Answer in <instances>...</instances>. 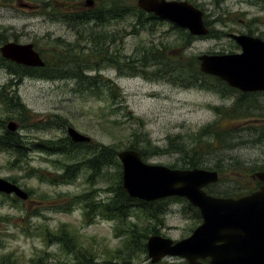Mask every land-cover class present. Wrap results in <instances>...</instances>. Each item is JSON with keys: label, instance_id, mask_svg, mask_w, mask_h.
<instances>
[{"label": "rangeland", "instance_id": "374dc122", "mask_svg": "<svg viewBox=\"0 0 264 264\" xmlns=\"http://www.w3.org/2000/svg\"><path fill=\"white\" fill-rule=\"evenodd\" d=\"M42 1L22 0L28 3V6L23 7L18 0H0V30L10 40L16 37L17 42H35L45 57L50 58L52 49L60 50L77 42V32L58 19V14L41 12ZM54 1L58 5L67 3V7H70L75 4L84 9L85 0ZM194 1L206 12L207 19L212 21L210 26L213 30L232 27L241 31L250 27L264 34V0ZM134 2L136 3V0ZM223 14H228L230 19H233L224 18ZM131 19L132 17L127 15L124 19L112 21L106 28L107 31H118L116 42L120 44L122 59L124 55L131 54L135 47L146 46L151 40L166 41L176 36V31L170 27L171 23L165 20L154 24L148 21L145 23L147 30L140 31L139 34L132 32L128 26ZM222 40L223 38L217 37L216 34L197 37L186 49L176 48L175 51L184 56L197 57L200 53L223 49L226 45L221 44ZM99 67L98 72L112 79L119 87L124 96L123 103L127 104L131 116L123 115L124 109L113 112L103 100L88 92L77 90V81L73 77L60 79L27 76L19 84L7 85L11 75L7 70L0 69V86L16 89L21 102L37 119L29 120L30 122L23 125L19 123L18 133L25 135V140L30 141L28 145L41 139L67 135L66 127L71 125L96 142L119 145L122 149L136 139L134 142L138 147L149 149L145 150L146 161L169 165L177 162L182 155L178 152L180 147L177 148L182 139L189 142L187 148L193 147L194 133L198 128L217 121L219 126H232V130L237 131L235 135L232 132L233 137H229V141L209 144L207 153H201L208 167L217 165L224 169V172H220L222 181H217L210 187L219 193L226 189L231 192L235 186V183L231 182L234 178L242 181L248 188L256 185L253 173L258 169L254 166H264V140L255 138L254 131L257 130L253 127H264V95L252 96L254 101L250 99L247 104L261 108L260 110L240 111L247 117L232 116L238 109L237 104H233L232 97L223 98L222 94L208 87L182 86L149 73L131 75L122 66L110 61ZM88 71L90 75L95 73L94 70ZM215 107H221L223 112L216 111ZM220 114L223 115L221 118ZM6 115L7 111L4 112L0 106V118ZM12 116L17 117L18 114L13 113ZM134 116L139 117L140 122L134 119ZM13 119L18 122L16 118ZM205 138L212 141L208 136ZM171 141L173 143H170ZM151 148L160 152L152 154ZM28 153L29 165L48 170L53 169L50 161L52 158L62 157L40 151ZM8 157V153L0 151V177L8 179L15 175V183L24 190L31 188L33 193L26 200L0 193V253H15L19 256V264H28L30 257L41 249L63 258L64 254L60 252L58 245L45 244L41 236V224L55 228L61 223L78 227L86 238L93 237L99 242H106L110 249L121 247V237L114 235L115 221L96 216L92 220H85L81 204L72 200L74 194L87 193L90 189H95V194L105 196L103 190L106 188V182L95 176L92 181H86L90 170L84 169L70 183H42L36 176H32L24 163L21 168H10L7 164ZM58 193L62 196L56 203L61 205L62 202H70V211L52 207ZM12 198H17L15 205H12ZM185 208V203L181 201L168 205L163 214V223L158 225L160 234L174 240L189 235L194 222ZM99 248L102 250L103 245ZM105 254L103 253V256ZM134 261L143 264L148 259L143 254ZM162 261L177 264L183 262V259L167 257L160 260ZM160 262L156 264H162Z\"/></svg>", "mask_w": 264, "mask_h": 264}, {"label": "trees", "instance_id": "16d2710c", "mask_svg": "<svg viewBox=\"0 0 264 264\" xmlns=\"http://www.w3.org/2000/svg\"><path fill=\"white\" fill-rule=\"evenodd\" d=\"M94 1L95 4L92 8L84 5V9H81L75 4L67 7V3L58 5L54 0H43L41 12L58 14L60 16L58 19L63 20L76 30L77 42L60 50L52 49L50 58L45 57L34 42V47L44 60L42 67H31L15 63L4 59L0 54V69L7 70L13 76V79L17 78L16 82L9 79L6 82L7 85L18 84L25 75L36 78L46 77L50 74L65 78L73 77L77 81V90L88 92L92 96L103 100L113 112L124 109L123 115L131 116L132 113L127 104L123 103L124 96L120 93L119 87L112 79L98 72L101 64L110 61L113 64L122 66L131 75L140 74V72L149 73L159 78H167L182 86L208 87L210 90L213 89L222 95L233 93L234 88H231L220 78L203 73L199 69L197 57L184 56L182 53L175 51L176 48L186 49L191 41L197 37L173 24L170 27L176 31L174 39H167L166 41L151 40L146 46L135 47L131 54L124 55L122 59L120 44L116 42L118 31L116 29L107 31L106 28L109 23L124 19L129 15L132 19L129 21L128 26H130L132 32L139 34L140 31L147 30L146 22L151 21L154 24L160 22V20L153 14L141 10L134 0H131V2H128V0ZM228 14H223L224 18L232 20L233 18L230 19ZM204 19L205 24L209 26L212 21L207 19V14H205ZM209 34H216L219 37V30L210 28ZM12 39L18 41L16 37ZM9 40L10 38L2 31L0 44ZM207 53H221V51H208ZM88 70H94L95 73L90 75L87 73ZM16 92V89L0 86V106L4 112L7 111V115L0 118V151L8 153V166L10 168L14 166L21 168V164L24 163L28 166L32 176H36L42 183L51 185L70 183L77 177L78 173L84 169H89L90 174H87L86 178L89 177L86 181H92V177L95 176V178H100L103 182H106V188L103 190L105 196L95 194L96 190L90 189L87 193L74 194L72 200L77 204H81L85 220H92L96 216L101 219L115 221L113 225L114 235L121 237V247L110 249L107 247L106 242H99L93 237L86 238L78 227L68 223H61L55 228H51L47 224H41V236L44 243L57 244L64 257L59 258L48 250L41 249L30 257L28 264H105L108 261V264H120L121 262L128 263L133 260V256L141 257L145 254V258H147V237L153 233L160 234L158 225L163 223V214L171 202L181 201L185 203V209L190 214L189 218L194 222V226L190 230L201 221L198 209L193 207L185 198L170 196L153 201H144L129 196L122 187V167L117 157L122 146L103 144L92 139L89 142H73L67 135L41 139L28 145L30 141L25 140V135L10 132L5 126L6 121L13 118H16L20 125L30 122L29 120H37L34 114L21 102ZM237 92L239 94H236L235 103L238 109L235 110L236 113H232V116L247 117L240 111L246 112L249 108H252L247 106L251 97L247 93ZM251 101L254 100L251 99ZM220 108L215 107V110L221 113L223 111ZM13 113H17L18 116H12ZM221 116L223 115L220 114V118ZM134 119L140 122L139 117L134 116ZM253 128L257 130L254 131L256 132L255 138L264 140V127ZM236 131L232 130V126H219L217 121L199 127L197 132L194 133L195 137L192 142L194 146L187 148L189 142L182 139L177 146V148L180 147L178 152L182 155H180L177 162L168 166L178 168L204 167L222 172L224 169L219 168L217 165L208 167L201 157V153H207L206 148L209 144L229 141L228 138L233 137L232 132L235 135ZM206 136L210 137L212 141L207 140ZM135 137L136 135H134ZM135 140L129 146L123 148L139 151L142 159L145 160L147 156L145 150L149 149L138 147L134 142ZM29 151H40L62 157L52 158L50 161L53 164V169L48 170L40 166L29 165ZM151 152L157 154L160 151L151 148ZM254 167L258 170H264V166L258 167L255 165ZM8 179L16 182L15 175ZM221 181L222 179H219L218 182ZM254 181L258 185V181L256 179ZM231 182L235 183L231 192L230 189H226L219 193L212 189L211 185L205 188L209 193L226 196H237L256 188V185L248 188L237 178H234ZM26 191L29 196L33 193L31 188H26ZM61 196L62 194H57L52 207L57 210L70 211V202L65 201L61 205L56 203V200ZM16 201L17 198H12V205H15ZM81 201L83 202L81 203ZM26 230L28 231V228ZM1 244L0 241V247ZM100 245H103L102 250L99 248ZM103 253H106L105 256L107 257L103 256ZM0 264H19V256L13 252L0 253ZM177 264L187 263L183 260V262Z\"/></svg>", "mask_w": 264, "mask_h": 264}, {"label": "water", "instance_id": "95a60500", "mask_svg": "<svg viewBox=\"0 0 264 264\" xmlns=\"http://www.w3.org/2000/svg\"><path fill=\"white\" fill-rule=\"evenodd\" d=\"M93 0H85L91 7ZM137 6L175 25L191 35L208 33L203 11L188 0H136ZM241 45L238 53H201L197 55L202 72L218 76L241 91L264 90V42L246 34H232ZM1 55L28 66L42 67L44 61L32 43L9 41L0 47ZM9 131L18 128L15 120L6 122ZM67 135L74 142L91 138L73 126ZM117 157L122 166V186L129 196L151 201L180 196L200 211L202 222L187 237L174 241L160 234L147 238V256L157 262L164 256L181 257L187 264H264V185L240 197L215 196L204 187L219 179L217 170L171 168L145 162L135 149H122ZM255 176L264 182V171ZM0 192L27 199L19 185L0 177ZM208 259L204 262L203 259Z\"/></svg>", "mask_w": 264, "mask_h": 264}, {"label": "flooded vegetation", "instance_id": "af4514ba", "mask_svg": "<svg viewBox=\"0 0 264 264\" xmlns=\"http://www.w3.org/2000/svg\"><path fill=\"white\" fill-rule=\"evenodd\" d=\"M215 1H220V0H215ZM18 3L21 4L23 7L28 5V3L22 2V0H18ZM84 5H85V3H84ZM1 32L2 31L0 30V34H1ZM232 34H246L248 36L258 37L262 41H264V34L254 30L253 28H250V27H247L245 30H241V31L239 29L232 28V27L221 28V29H219V36L221 38H223V40L220 42L222 45H226L225 47H223V49L220 50L221 53L224 54V53L240 52L242 50L241 45L236 41V39L234 37H232ZM50 76L57 77L58 75H50ZM233 92L235 94L237 93L236 90H233ZM237 94H239V93H237ZM247 94L257 95V96L258 95H264V91H254V92H249ZM232 98H233V104H234V96ZM260 109L261 108H253L251 111L260 110ZM260 185H262V184L260 183L259 186ZM138 258L139 257H135V259H138ZM134 260H131L128 263L121 262V264H140V263L135 262ZM143 264H151V262L148 260L147 262H144Z\"/></svg>", "mask_w": 264, "mask_h": 264}]
</instances>
